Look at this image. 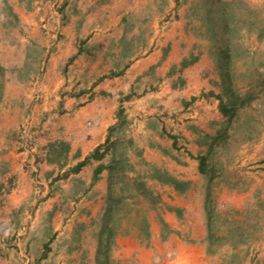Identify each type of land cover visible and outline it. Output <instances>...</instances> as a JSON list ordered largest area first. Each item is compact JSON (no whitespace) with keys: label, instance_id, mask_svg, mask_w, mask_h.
<instances>
[{"label":"crops","instance_id":"crops-1","mask_svg":"<svg viewBox=\"0 0 264 264\" xmlns=\"http://www.w3.org/2000/svg\"><path fill=\"white\" fill-rule=\"evenodd\" d=\"M8 3L23 32L9 39L24 43L0 54V264L104 263L116 161L161 201L145 213L148 237L139 219L110 262L222 264L201 157L228 116L182 0Z\"/></svg>","mask_w":264,"mask_h":264},{"label":"rangeland","instance_id":"rangeland-1","mask_svg":"<svg viewBox=\"0 0 264 264\" xmlns=\"http://www.w3.org/2000/svg\"><path fill=\"white\" fill-rule=\"evenodd\" d=\"M182 6L188 27L203 38L214 64L220 103L232 106L237 99L234 114L218 126L206 160L209 251L220 254L222 264H264V0H182ZM10 35L18 38L23 32L8 0H0V54L23 42H12ZM27 48L36 53L41 44ZM41 61L35 56L29 62L38 66ZM1 63L0 56V73L10 72ZM122 172L109 220L113 240L137 227L139 219L141 233L148 237L145 213L161 200L151 186L146 191ZM138 195L144 198L136 199Z\"/></svg>","mask_w":264,"mask_h":264},{"label":"trees","instance_id":"trees-1","mask_svg":"<svg viewBox=\"0 0 264 264\" xmlns=\"http://www.w3.org/2000/svg\"><path fill=\"white\" fill-rule=\"evenodd\" d=\"M220 98L222 99V96L219 95ZM223 100V99H222ZM237 99H233V105L232 106H228V105H225L223 103V101L221 102V107H222V110L223 112L225 113V115L227 116H232L236 110V104H237ZM99 150V149H98ZM93 153V155H97V151ZM201 162H202V171L205 172L206 170V167H204L206 165V158L205 157H201ZM128 165V162H124V161H116L114 162V164H112L110 166L112 172L114 173H118L120 171H126L125 170V167H127ZM142 186L145 188V190L147 191L148 190V186L146 184H143L142 183ZM113 195H112V199L110 201V209L108 210V218L107 220L109 221L111 218H112V214H113V210H114V205H113ZM113 235H114V229L112 227H110L109 225H106V227H104V230L102 232V235H101V245H102V251L101 253L104 254L105 256V261L104 263H101V264H109V258H110V249H111V245L113 243Z\"/></svg>","mask_w":264,"mask_h":264}]
</instances>
